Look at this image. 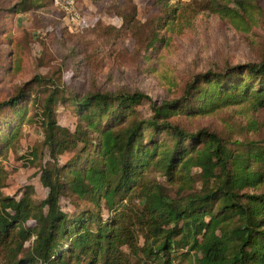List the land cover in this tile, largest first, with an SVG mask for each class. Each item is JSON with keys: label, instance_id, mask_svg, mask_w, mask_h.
Wrapping results in <instances>:
<instances>
[{"label": "trees", "instance_id": "trees-1", "mask_svg": "<svg viewBox=\"0 0 264 264\" xmlns=\"http://www.w3.org/2000/svg\"><path fill=\"white\" fill-rule=\"evenodd\" d=\"M151 1L169 16L168 0ZM50 6L9 0L0 11L11 22ZM213 7L236 27L252 10L245 0ZM64 92L57 80L35 76L0 102V264H264V138L227 142L172 121L245 103L264 111V58L199 74L169 101L138 91ZM145 103L148 117L139 110ZM68 104L78 120L73 131L56 119L58 105ZM34 120L54 159L39 174L40 203L32 186L10 197L1 191L2 160L20 125Z\"/></svg>", "mask_w": 264, "mask_h": 264}, {"label": "rangeland", "instance_id": "rangeland-1", "mask_svg": "<svg viewBox=\"0 0 264 264\" xmlns=\"http://www.w3.org/2000/svg\"><path fill=\"white\" fill-rule=\"evenodd\" d=\"M8 1L0 0V6ZM245 2L252 10L241 13L237 27L214 11L215 4L225 5L226 0H168L169 16L151 0L99 4L81 0L83 23L72 30L62 26L61 16L52 6L18 14L11 22L0 11V102L35 76L57 80L66 98L138 91L156 103L177 99L199 74L264 58V0ZM139 110L149 116L147 103ZM56 119L70 131L78 122L69 104L58 105ZM172 121L188 133L207 130L227 142L264 138V111H254L247 103L204 115H179ZM39 124L36 120L23 122L18 143L2 160L8 171L1 190L5 197L16 196L27 186L34 188L36 203L46 197L39 174L54 159L42 148ZM198 172L196 169L195 174ZM159 181L165 182L161 177ZM261 189L264 191V177Z\"/></svg>", "mask_w": 264, "mask_h": 264}, {"label": "built area", "instance_id": "built-area-1", "mask_svg": "<svg viewBox=\"0 0 264 264\" xmlns=\"http://www.w3.org/2000/svg\"><path fill=\"white\" fill-rule=\"evenodd\" d=\"M52 6L62 14V26L69 30L83 23V16L75 0H52Z\"/></svg>", "mask_w": 264, "mask_h": 264}]
</instances>
